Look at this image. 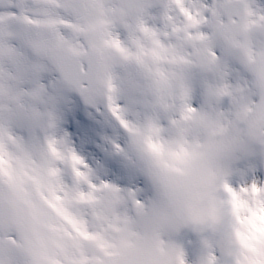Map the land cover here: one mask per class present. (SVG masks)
<instances>
[{
	"label": "snow or ice",
	"instance_id": "obj_1",
	"mask_svg": "<svg viewBox=\"0 0 264 264\" xmlns=\"http://www.w3.org/2000/svg\"><path fill=\"white\" fill-rule=\"evenodd\" d=\"M0 264H264V0H0Z\"/></svg>",
	"mask_w": 264,
	"mask_h": 264
}]
</instances>
